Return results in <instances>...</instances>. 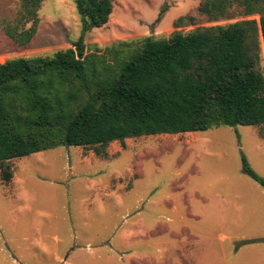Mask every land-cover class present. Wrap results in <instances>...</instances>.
<instances>
[{
	"label": "rangeland",
	"instance_id": "rangeland-1",
	"mask_svg": "<svg viewBox=\"0 0 264 264\" xmlns=\"http://www.w3.org/2000/svg\"><path fill=\"white\" fill-rule=\"evenodd\" d=\"M112 1L108 23L84 33L74 0H44L37 11L36 32L21 47L7 32L16 34L32 26L23 0H0V63L52 56L71 48L81 36L86 55H102L118 43L145 37L168 39L175 31L245 19L241 9L232 5L228 17L234 19L208 22L197 13L201 0ZM183 16L194 17L195 24L174 27ZM249 19L258 21L259 15ZM259 42L264 72L261 37ZM197 133L207 139V155L195 152L186 133L109 145L113 152L114 146L124 152L111 154L115 159L97 157L90 148L59 147L5 163L12 179L2 182L0 172V264H178L180 254L186 255L181 262L189 264L190 250L202 257L229 255L237 247L221 237L235 227L216 225L209 212L218 205L231 212L228 218L237 219L235 208H257L264 217V196L258 192L264 189L248 185L254 180L242 172L241 162L244 157L264 179V125L221 126ZM200 171L203 180L221 177L224 185L243 194L225 192L228 202L207 205V215L192 213L195 200V206L204 205L193 198L189 183ZM240 232L247 239L264 237V229ZM129 255L149 259L129 262Z\"/></svg>",
	"mask_w": 264,
	"mask_h": 264
},
{
	"label": "trees",
	"instance_id": "trees-1",
	"mask_svg": "<svg viewBox=\"0 0 264 264\" xmlns=\"http://www.w3.org/2000/svg\"><path fill=\"white\" fill-rule=\"evenodd\" d=\"M43 1L23 0L32 26L7 32L19 46L32 40ZM74 2L84 33L108 23L112 0ZM232 5L244 20L118 43L102 55H86L81 36L52 56L0 63L2 182L12 179L5 163L59 147L107 157L111 143L126 139L264 125V0H201L197 13L212 23L231 21ZM254 15L258 21L249 19ZM194 24L183 16L174 27ZM241 162L242 172L264 187Z\"/></svg>",
	"mask_w": 264,
	"mask_h": 264
},
{
	"label": "crops",
	"instance_id": "crops-1",
	"mask_svg": "<svg viewBox=\"0 0 264 264\" xmlns=\"http://www.w3.org/2000/svg\"><path fill=\"white\" fill-rule=\"evenodd\" d=\"M186 134V133H185ZM178 135H182V134H178ZM190 137H191V142H190V146H193L195 152L199 155H207L208 152L206 150V146H207V139L204 137H200L199 133L197 132H193L190 133ZM112 144H120L119 142H113ZM200 147L202 150L197 152L196 151V147ZM114 152H119V155H122L124 152L123 150L121 151V149L117 148L116 146H114ZM112 151V149L110 147H108L107 149V157L104 160H108V159H115L113 157H111L114 153ZM211 154V153H209ZM97 162H100L101 160L99 158H96ZM199 163L200 161H198L196 163V169L200 170L201 168L199 167ZM128 171V170H126ZM200 174V175H199ZM203 178V172L200 171L199 173H197L195 179H189V183L191 186V194L193 193V198H197L200 200L199 203L204 204L203 206L197 207L195 206L196 203L198 201L195 200V202H193L192 204V209L191 212L192 213H205L207 215L208 211H207V205L209 206H213V204L215 202H228L227 198L225 199L226 195L224 194L225 192L228 191H235L237 197L243 193H238L233 187L228 186V185H224L222 178H218L216 180H213L212 178L210 179L209 176L205 178V180L202 179ZM242 179L243 184H245V178L243 177H239ZM255 185H253L254 183ZM258 184V185H256ZM248 185L250 187H254L256 190H260V188H263V186H261L259 183H257L256 181H248ZM259 186V187H258ZM262 196H264V191H258ZM205 207V208H204ZM244 208H235V210L237 211V219L235 218H228L227 215L231 214V212H229L228 209H223L217 206L215 207H211V211L209 213H211V215L209 216H213V221H215V224L226 228L227 225H231L233 227H235V229L233 230L232 233L229 232V234L227 236H223L221 237V239L227 240L229 242V245L237 247V249H234L230 252L229 255H224L222 254L221 257H219L216 253L209 257L208 255L206 256H199L196 253H193L192 250H190V254L188 257L189 260V264H264V237L263 238H245L244 236H242L243 234L240 231L243 230H247V231H251L252 233H256V231L260 230V229H264V217H260L259 216V212L257 208H252L251 210H246ZM260 213H261V209H260ZM208 219V217H207ZM235 219V220H234ZM195 232L196 229H195ZM198 233V232H197ZM196 234V238L199 237V235ZM195 238V239H196ZM197 240V239H196ZM132 240H130L129 245ZM243 241H254L252 243L249 244H241V242ZM197 242H199L197 240ZM186 255H181L180 254V260H178V264H186L184 262H181L185 260ZM140 258H146L147 261L149 259L148 256L144 257H139V256H133V255H129V262H133V261H140ZM144 259V260H146ZM186 262V261H185Z\"/></svg>",
	"mask_w": 264,
	"mask_h": 264
},
{
	"label": "water",
	"instance_id": "water-1",
	"mask_svg": "<svg viewBox=\"0 0 264 264\" xmlns=\"http://www.w3.org/2000/svg\"><path fill=\"white\" fill-rule=\"evenodd\" d=\"M151 33H153V30H151Z\"/></svg>",
	"mask_w": 264,
	"mask_h": 264
}]
</instances>
